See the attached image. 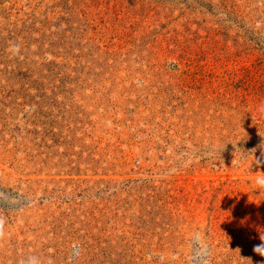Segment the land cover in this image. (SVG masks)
Segmentation results:
<instances>
[{
  "label": "rangeland",
  "instance_id": "374dc122",
  "mask_svg": "<svg viewBox=\"0 0 264 264\" xmlns=\"http://www.w3.org/2000/svg\"><path fill=\"white\" fill-rule=\"evenodd\" d=\"M261 145L264 0H0V264H264Z\"/></svg>",
  "mask_w": 264,
  "mask_h": 264
},
{
  "label": "clouds",
  "instance_id": "9594fccd",
  "mask_svg": "<svg viewBox=\"0 0 264 264\" xmlns=\"http://www.w3.org/2000/svg\"><path fill=\"white\" fill-rule=\"evenodd\" d=\"M11 51L13 52V54L18 53L19 52V46H13V48L11 49ZM229 143H231L233 145V147H235L236 144H237V143H232V142H229ZM225 145H223V147H219V148L215 149V151L217 153V158L220 160L221 165H223V160L220 157H221V152L225 148ZM261 148H264V145H261ZM254 151L255 150H253V152L248 153V154H252L254 156ZM237 152H240V151L237 150L235 152V154H234L235 157H236ZM235 162H236V158L233 161V163H235ZM256 187H257V190L260 193L264 194V179H258L257 182H256ZM261 240L264 241V235L261 236ZM253 250H254V252L257 255L264 256V243H262L261 245L255 246ZM27 264H38V261L36 260V258L32 257V258H29V260L27 261Z\"/></svg>",
  "mask_w": 264,
  "mask_h": 264
}]
</instances>
